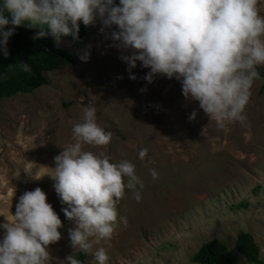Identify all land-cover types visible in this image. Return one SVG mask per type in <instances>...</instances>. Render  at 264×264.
<instances>
[{"label": "rangeland", "instance_id": "rangeland-1", "mask_svg": "<svg viewBox=\"0 0 264 264\" xmlns=\"http://www.w3.org/2000/svg\"><path fill=\"white\" fill-rule=\"evenodd\" d=\"M258 10L264 15V0ZM90 26L80 43L61 39L59 44L77 58V66L47 72V85L0 102V223L15 213L25 191L39 187L63 225L61 238L47 246L50 264H66V256L82 252L70 244L68 230L75 225L65 218L67 205L45 172L72 142V125L81 122L83 110L94 107L96 122L111 140L85 150L102 151L110 162L131 161L143 181L139 201L126 189L117 206L127 223L118 224L107 243L93 246V251L106 248L107 264H196L192 255L213 239L224 242L240 264H250L235 248L240 231L253 235L264 261L263 78H254L246 119L221 127L198 101L183 96L175 77L154 74L148 83L144 76L150 69L137 61L131 70L136 78L130 79L120 56L132 50L112 46L109 34L116 26L104 33L99 20ZM86 46L90 55L83 62L78 53ZM258 67L264 74V65ZM141 149H147L143 160ZM25 169L41 177L33 179ZM85 254L86 264H96L91 253Z\"/></svg>", "mask_w": 264, "mask_h": 264}, {"label": "clouds", "instance_id": "clouds-1", "mask_svg": "<svg viewBox=\"0 0 264 264\" xmlns=\"http://www.w3.org/2000/svg\"><path fill=\"white\" fill-rule=\"evenodd\" d=\"M260 0H0V54L9 56V38L18 26L38 28L33 39L51 35L59 46L61 38L79 39L80 24L101 22L99 29L116 27L110 32L112 46L130 49L121 54L129 78L137 61L149 68L144 79L151 83L154 74L175 77L186 99L199 107L219 126L246 119L244 109L250 89L258 76L257 66L264 65V15L258 10ZM6 26H8L6 28ZM86 46L78 58L87 62ZM24 72L27 63H20ZM7 73H0L6 79ZM146 89H141L144 91ZM195 110L189 119H194ZM72 142L54 157L55 167L47 173L62 205L69 228L72 248L91 253L96 264H107L105 247L93 251L94 244L107 243L118 224L117 206L125 190H133L141 199L143 181L129 160L110 162L101 152L85 150L86 145L105 146L111 140L96 122V109L86 107L81 122L71 129ZM147 149L138 152L143 160ZM33 179L32 169H25ZM157 179L154 169H149ZM44 173V174H45ZM43 174V175H44ZM139 186V189H138ZM62 221L46 202L41 188L25 191L18 199L15 213L6 222L0 238V264H50L47 246L61 238ZM66 264H81L74 255Z\"/></svg>", "mask_w": 264, "mask_h": 264}, {"label": "trees", "instance_id": "trees-1", "mask_svg": "<svg viewBox=\"0 0 264 264\" xmlns=\"http://www.w3.org/2000/svg\"><path fill=\"white\" fill-rule=\"evenodd\" d=\"M90 29V25L80 24L79 39L73 40L71 36H64L61 39L80 43ZM38 30V28L18 26L7 44L9 56L5 58L0 54V73H7L6 79H0V102L3 98L17 94H29L41 86L47 85L48 80L45 76L47 72L64 65L77 66V58L69 51L57 46L51 35L33 39V35ZM21 62L30 66L29 72L21 70L19 66ZM257 72L263 78L261 89L263 92L264 74L258 66ZM235 248L248 263L264 264L260 257V248L251 233L240 231L237 235ZM76 258L81 261V264H86L84 252H79ZM190 260L196 264H240L237 255L219 239L203 243Z\"/></svg>", "mask_w": 264, "mask_h": 264}]
</instances>
